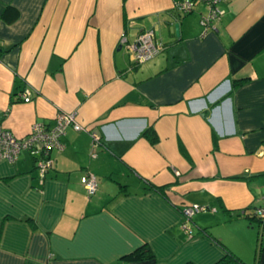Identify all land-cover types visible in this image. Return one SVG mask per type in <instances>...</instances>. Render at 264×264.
Instances as JSON below:
<instances>
[{"label": "crops", "instance_id": "crops-1", "mask_svg": "<svg viewBox=\"0 0 264 264\" xmlns=\"http://www.w3.org/2000/svg\"><path fill=\"white\" fill-rule=\"evenodd\" d=\"M218 5L203 25L204 0L187 13L174 0H0V123L22 137L75 112L85 127H66L43 181L28 150L0 160V264H112L144 242L154 264H211L224 246L264 264V221L241 214L264 206V0ZM149 28L164 47L134 63L119 40ZM193 203L207 208L189 234Z\"/></svg>", "mask_w": 264, "mask_h": 264}, {"label": "built area", "instance_id": "built-area-1", "mask_svg": "<svg viewBox=\"0 0 264 264\" xmlns=\"http://www.w3.org/2000/svg\"><path fill=\"white\" fill-rule=\"evenodd\" d=\"M207 4V13L201 17L203 25L209 24L212 20L218 18L223 9L218 5L222 0H204ZM196 0H174L176 8L182 12H190L193 10ZM120 44H125L130 51L134 63H141L156 56L164 47L160 40L155 37L152 29H143L140 31L136 39L129 43L127 38L122 36ZM23 100L28 101L31 98V91L25 88L20 92ZM72 125L75 129H85L75 119V112H60L56 117V124L54 126H45L41 122H35L31 131L22 137L16 136L10 129L6 128L0 123V160L14 162L20 152L25 149L35 156L36 167L41 180L45 178L46 173L52 167V159L50 152L53 149H62L64 143L60 139V135L65 132L66 127ZM93 142H98V136L92 133ZM95 155L94 152L91 153ZM84 187L88 195H92L98 188L97 177L93 173H89L84 182ZM204 204L193 203L182 208L184 221L183 228L189 233H192L191 227L187 221L191 216L200 210L206 209ZM257 215L264 221V206L255 208Z\"/></svg>", "mask_w": 264, "mask_h": 264}, {"label": "trees", "instance_id": "trees-1", "mask_svg": "<svg viewBox=\"0 0 264 264\" xmlns=\"http://www.w3.org/2000/svg\"><path fill=\"white\" fill-rule=\"evenodd\" d=\"M185 13H187V12H185ZM237 81H233V84L238 83ZM143 134L146 135L147 137H149L150 141H155L157 139L156 131L152 127H148L147 129H145ZM255 208H253L252 210L242 209L241 214L246 215L250 219L251 218H260L257 215ZM224 249H225L224 254L219 259H217L216 261H214L211 264H249L239 254H237L236 252H234L230 248L224 246ZM150 258H154V253H153L151 247L149 246V244L147 242H144L143 244L138 246L136 249L132 250L131 252H129L127 254H124L120 258V260H117L112 264H130V261H132V260H142V259H150ZM181 264H197V263H195L192 260H187Z\"/></svg>", "mask_w": 264, "mask_h": 264}, {"label": "water", "instance_id": "water-1", "mask_svg": "<svg viewBox=\"0 0 264 264\" xmlns=\"http://www.w3.org/2000/svg\"><path fill=\"white\" fill-rule=\"evenodd\" d=\"M176 32L178 33V30H176ZM154 263H155L154 258L130 261V264H154Z\"/></svg>", "mask_w": 264, "mask_h": 264}, {"label": "rangeland", "instance_id": "rangeland-1", "mask_svg": "<svg viewBox=\"0 0 264 264\" xmlns=\"http://www.w3.org/2000/svg\"><path fill=\"white\" fill-rule=\"evenodd\" d=\"M252 262H249V264H251Z\"/></svg>", "mask_w": 264, "mask_h": 264}]
</instances>
